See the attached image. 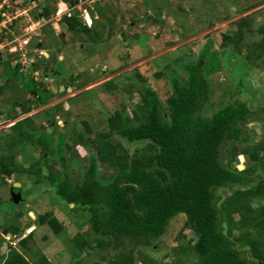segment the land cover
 I'll return each mask as SVG.
<instances>
[{"label":"trees","instance_id":"obj_1","mask_svg":"<svg viewBox=\"0 0 264 264\" xmlns=\"http://www.w3.org/2000/svg\"><path fill=\"white\" fill-rule=\"evenodd\" d=\"M97 12L104 16L102 8L98 7ZM91 14L97 22L94 12ZM64 20L70 32L90 33L86 26L80 27L81 22L75 16ZM253 26L247 16L241 18L235 22L233 34H225L223 39L225 47H234L237 56L260 66L264 64V26L257 31L262 38L244 43L246 36L255 32ZM8 28L14 29L12 22ZM6 32L4 30L2 35ZM205 48L198 59L181 61L186 77L184 80L172 78V92L164 102L149 88L139 91L141 101L133 106L132 113L127 107L116 110L108 118L105 131L96 133L93 140L86 136L93 135L90 123L81 121L84 132L76 133L80 150L74 158L88 160V167L78 181L68 177V150L72 148L70 136L74 132H62L56 125L60 104L45 111L53 127L42 128L31 118L17 122L12 127L16 134L9 139L8 136V142L0 148L8 146L10 149L0 151V185L7 179L26 174L29 181L44 182L48 188H54L67 204V210L88 213L93 238L82 240L77 234L70 240L80 249L98 250L102 254L101 260L92 264H152L151 260H139L137 249L150 248L163 239L171 221L178 216L186 219L184 231L194 235L187 242L189 248L184 258L174 256L173 250L171 257L177 258L179 263L195 260V264H264V144L251 145L256 130L246 127L255 121L264 123V110L259 113L247 102H236L213 110L208 117L203 116L204 106L212 96L210 78L223 70L222 53L214 49L212 39ZM0 67L7 76L6 83L12 70L21 69L19 65L14 66L13 59L6 58L4 52L0 53ZM34 67L35 71L39 70L38 65ZM136 75L143 79L139 73ZM143 82L146 84L147 80ZM35 84L36 89H31L30 93L38 103L42 102L41 106L56 97L45 83ZM239 86L244 88L243 84ZM106 87L109 95L115 90L110 83ZM4 89L0 86V95ZM40 90L48 93L47 97L45 94L42 97ZM129 92L128 96L133 99L135 93ZM14 105L21 114L33 109L28 101ZM121 141L130 145L146 144L131 155ZM224 143L231 144V148L247 146L244 170L232 166L234 162L239 163L238 156L223 161L222 153L230 154V147L223 149ZM19 144H31L42 153L29 169L16 161ZM88 145L91 148L86 151L84 147ZM99 163H108L114 169L106 183L101 181ZM221 190L231 195L225 198L219 194ZM255 200L262 201L263 205L255 208ZM0 202L5 201L0 199ZM14 205L19 220L24 214V204ZM38 219L56 235L64 231V223L58 221L54 212L41 214ZM13 224H6L0 230L18 237L21 224ZM184 231H180L179 237ZM19 238L21 249L8 243L3 254L0 253V264H31L23 253L30 252L29 242L34 235L31 232ZM110 250L115 252L111 256L108 255ZM51 262L41 256L37 264Z\"/></svg>","mask_w":264,"mask_h":264},{"label":"rangeland","instance_id":"obj_2","mask_svg":"<svg viewBox=\"0 0 264 264\" xmlns=\"http://www.w3.org/2000/svg\"><path fill=\"white\" fill-rule=\"evenodd\" d=\"M2 1L5 0H0V8ZM7 1L10 2L8 6L10 9L6 17L12 20L14 29L9 28L10 33L6 32V37L12 33L23 36L24 39L30 38V41L23 48H18L19 43H15L17 51L12 54L8 52V49L0 51L4 52L6 58L13 59V63L18 62L23 67L18 71L12 70L7 83V76L0 67V86L5 87L0 95V110L5 116L2 118L3 122L15 120L10 118L13 110L18 114L22 113L19 108H15L14 104L18 102L26 104V99L31 97L30 90L36 89L34 80L27 74L31 72L30 65L35 62L39 64L40 57H44L43 54H45V58L47 59L49 56L48 58L52 60H47L63 73L66 72L64 67L66 64L73 65V72L76 73V76H80L79 83L81 84L78 85V88L84 84L94 85L92 89L82 93L76 99L61 103L60 111L58 110L60 112L58 115H61L58 119L59 124L65 126L67 125L65 120H68V124L77 128L78 132H84L81 121H88L93 129V135L86 136L93 140L96 133L105 131L104 127L107 125L108 118L116 110L121 111L129 108V112L132 113L133 106L141 101L139 91L144 92L146 88H149L155 91L164 102L172 92V78L177 77L184 80L186 77L181 68V61L188 62L198 59L201 52L206 51L207 47L203 48L209 39H212L214 49L222 53L223 70L210 78L212 96L204 106L203 116L208 117L213 110L226 104L234 105L236 102H247L259 113L264 110V64L251 65L244 60V57L236 55L234 47H225L223 39V35L233 34L236 30L235 22L246 16L253 23L255 32L248 34L244 43H252L262 38L263 35L257 31L264 26V0H88L84 7H91L96 12L100 7L104 16L102 13L100 15L98 12L96 13L98 20L94 23L92 34H85V32L75 34L68 30L62 40L56 38L52 26L58 23V31L60 33L66 31L63 24L57 22L58 18L54 13L56 10L54 8L55 1H58V4L62 0L45 2L50 5L54 14H52L51 22L48 25L39 21V27H34L39 8L33 6L28 8L23 5V0ZM28 1L30 2V0ZM60 5L59 8L62 9ZM63 10L70 12L67 7H64ZM17 12L21 14L26 12L28 16L18 17ZM31 27H34L33 31ZM35 28L37 29L35 30ZM26 32L29 33L25 34ZM93 32L98 35H94ZM66 43L69 45L66 46ZM38 44L42 45L40 50ZM50 51L61 53L59 55L52 54ZM57 55L70 57V59L63 63L56 58ZM84 59L88 60L84 61ZM90 69H93L91 79L86 77ZM103 69L107 71L105 76L100 75ZM137 73L143 76L142 80L136 75ZM157 74H161L160 77ZM35 78L38 82H42L43 78L39 75H35ZM146 80L145 84L143 81ZM107 83L115 86L111 95L106 89ZM240 84H243L244 88H241ZM127 90L135 93L133 99H130L128 96L130 92ZM39 94L44 97L45 93L40 90ZM63 95L65 94L58 93L55 96ZM42 100L44 101V99ZM51 103L54 105L55 102ZM41 104L42 102L38 103V105ZM38 105L33 107L28 117L40 127L47 128L46 120L49 117H47L45 109L49 106ZM61 112L69 116L63 118ZM7 115L9 116L7 117ZM255 126H258L257 129ZM246 127L251 131L256 130L251 145L264 144V123L255 121ZM3 129L0 131V148L8 142L10 136L16 134L12 128ZM63 131L68 132L69 130L64 129ZM70 140L72 148L68 150L67 172L71 180L78 181L88 167V160L74 158V155H77V150H80L76 143V133L71 134ZM122 143L131 155L136 149L144 148L146 144L130 145L124 141ZM230 145L227 143L222 145L224 150L230 147L229 155L227 152L222 153L224 162L233 156L243 155L245 159L246 145H238L235 148H231L232 145ZM32 146L31 144H19L17 147L20 150L16 155V161L24 169H29L30 165L37 162L42 154ZM90 148L89 145L84 147L86 151ZM8 150L10 149L6 146L0 151ZM232 164L236 168L241 166L244 169L247 165L246 159L242 163L234 162ZM56 169H59V165ZM99 171L103 183L108 182L114 173V169L108 163H99ZM13 179L15 182L20 181L22 185L20 201L24 204L22 209L24 214L18 220L19 216L16 215L14 202H0V228L6 224L13 226V223H18L21 224V235L19 236L24 238L29 233H33V241L29 242L30 252L23 253L29 258L31 264H37L41 256L47 257L52 261V264H74V262H76L75 264H92L101 260L102 254L98 250L80 249L75 241L70 240L77 234H80L79 239L82 240L85 239L84 237L93 238L88 213L67 210V204L57 196L55 189L48 188L44 182L29 181L26 174H20ZM219 194L225 198L231 195L223 190L219 191ZM261 205L263 202L260 200H255L253 203L255 208ZM73 207L71 206V208ZM5 208L6 210H4ZM47 212H54L58 221L64 223L65 228L61 235L54 234L47 225L39 223V215ZM185 220L184 216H178L171 221L169 230L163 239L150 248L137 249L136 255L139 260H151L152 264H195V260L179 263L177 258L171 257L175 251L174 256L184 258V254L189 248L187 242L194 236L192 232L184 231ZM181 230L184 232L182 237H179ZM19 236L16 238L8 236L0 230V253L3 254L8 243L21 249ZM114 253L113 250H110L108 255L111 256ZM79 259L81 260L77 263ZM138 264L142 263L138 262Z\"/></svg>","mask_w":264,"mask_h":264},{"label":"flooded vegetation","instance_id":"obj_3","mask_svg":"<svg viewBox=\"0 0 264 264\" xmlns=\"http://www.w3.org/2000/svg\"><path fill=\"white\" fill-rule=\"evenodd\" d=\"M38 1V3L36 4V2ZM46 1H49V0H30V2L28 1V0H26V1H24L25 2V6H27L28 8H29V6H33L34 8H39V10H38V13L37 14H40V12H42V9L43 8H48L49 9V11H50V15H49V20L48 21H46V20H44L43 18H41L40 19V21H43V24L44 25H48L51 21V17H52V14H54V13H56V15H57V13L59 14V16H58V21L57 22H61L62 24H63V26H64V30H66L65 32H59L58 30H59V28H58V23L54 26V24L52 25L53 26V29H54V31H55V34H56V38H58V39H63V38H65V33H67L68 32V27H67V22L64 20L65 19V17L67 16L68 18H72L73 16H75L76 18H78L79 20H80V22H81V25H80V27H84V26H86L87 27V31H90V33L89 34H92V31H93V26H94V23H95V21H94V18L92 17V14H91V12H94V14H95V19H98V16H97V12L95 11V10H92L93 8H91V7H84V4H86L87 3V1L88 0H68V1H65V0H62L60 3H58L57 4V2L58 1H55V3H54V8H56V10H55V12L53 13L52 12V10H51V7H50V5H47V3H45ZM60 4H64L65 5V7H67V9L70 11V12H68L67 10H63V9H60L59 8V5ZM97 4V3H96ZM69 7V8H68ZM98 7V5L96 6V8ZM59 8V9H58ZM28 11V10H27ZM27 14V13H26ZM62 30V29H61ZM70 32V31H69ZM60 33V34H59ZM81 33H83V32H75V34H81ZM94 33V32H93ZM87 34V33H86ZM67 45L66 46H68L69 45V43H66ZM41 44H38V49L40 50V48H41ZM71 47V46H70ZM68 48V47H67ZM84 48V47H83ZM54 51H56V50H54ZM52 52V51H50L52 54L53 53H57V52ZM61 52H58L57 54L59 55ZM56 56V58L60 61V62H63L64 63V61L66 60H68L69 61V59H70V57H66V56H68V54L66 53V56H63V55H61V56ZM43 56L44 57H40V63L38 64V63H33L31 66H30V68L29 69H32V71H33V73H29V74H27V76H30L34 81H35V83L37 82L38 84H40V83H45L46 84V88L47 89H49V90H52V88L53 87H55L57 90H58V93H62V94H65V95H63V96H60L59 98H58V100H60L61 98L63 99V100H61V101H56L55 103H54V105L53 106H50L49 104L51 103V102H53V100L49 103V104H47V105H45V106H42V107H48L47 109H49V108H54L56 105H59V104H61V103H63V102H66L68 99L69 100H73V99H76L79 95H81V93H85V92H87L88 90H90V89H92V86H94V85H85L84 84V86H82L81 88H78V85H80L81 83H79V78H80V76H76V73H74L73 71V65H69V64H66L64 67L66 68V74L65 73H63V72H61V71H59V70H57L53 65H52V62H50V61H48V60H52V59H50V58H48L47 57V59L45 58V54H43ZM86 60H88V59H84V61H86ZM35 65H38V67H39V70L38 71H35L34 70V66ZM106 70H102L101 71V73H100V75L101 76H105V74H106ZM92 73H93V69H90V71H89V73L87 74V76L86 77H90V79H91V77H92ZM39 75L40 77H42L43 79H42V82H38L36 79L37 78H35V75ZM48 79V80H47ZM64 79V84H63V86H64V88H65V90L63 91V92H61V86H62V84H61V81ZM60 81V83H57V82H59ZM78 83V84H77ZM68 88H72V91L70 92V91H68L69 89ZM89 88V89H88ZM57 93V94H58ZM30 98L28 97L27 99H26V101H28L29 102V104L31 105V106H35V105H37L38 104V99L37 98H34V95H33V93H30ZM34 98V99H33ZM81 100H78V102H80ZM41 106V105H40ZM16 109H18V108H16ZM47 109H45V110H47ZM44 110V111H45ZM54 110V109H53ZM55 111V110H54ZM18 114V112H16V111H14L13 113H11V115H10V117H12V115H14V116H16ZM6 115V114H5ZM9 115H7V117H8ZM5 117V116H4ZM59 117H61V115H58L57 117H56V119H55V121L56 120H58L59 119ZM26 118H28V116L26 117ZM26 118H24V119H26ZM64 118V117H63ZM65 122L67 123V121L65 120ZM46 125L47 126H51L52 124H51V119H47L46 120ZM66 126V125H65ZM2 184H5L9 189H11V188H13L15 185H16V183H12V184H9L7 181L6 182H3ZM0 186H2V185H0ZM19 188H16V190H18ZM8 202H11V201H8Z\"/></svg>","mask_w":264,"mask_h":264},{"label":"clouds","instance_id":"obj_4","mask_svg":"<svg viewBox=\"0 0 264 264\" xmlns=\"http://www.w3.org/2000/svg\"><path fill=\"white\" fill-rule=\"evenodd\" d=\"M16 1V0H15ZM24 1H26V0H23V5H24ZM60 7L63 9L64 7H65V5H63V4H61L60 5ZM27 10V9H26ZM24 16V15H23ZM28 15H26V12H25V17H27ZM57 18H58V16H59V14L57 13ZM39 17V14H37V16H36V24H39V25H37L38 27L40 26V19L41 18H38ZM67 17V16H66ZM38 18V19H37ZM46 21H48V20H46ZM51 21V20H50ZM34 26V25H33ZM36 26V27H37ZM37 29V28H36ZM35 29V30H36ZM33 31V30H32ZM27 33H29V32H26L25 34H27ZM25 34H23V35H25ZM6 39H11V40H13V39H18L17 41H15V43H19V45H18V48H23V47H26L28 44H29V41H30V38H25L24 39V37L23 36H19L18 34H16V35H13L12 33L10 34V36L9 37H6V35H4L3 36V41H6ZM25 40H27V43H24V41ZM15 43L14 44H12V45H10V46H5L4 47V49H2L3 51L5 50V49H8V52L10 53V54H12V53H15L16 51H17V47L15 46ZM14 48V49H13ZM11 49H13V51H10ZM1 53V52H0ZM16 62V61H15ZM15 65H20V68L22 69L23 67L21 66V64L20 63H14V66ZM31 66V65H30ZM31 72L30 73H33V71H32V69L30 70ZM55 88V87H54ZM55 94V93H54ZM0 112H1V110H0ZM14 112V111H13ZM2 113V112H1ZM30 113H26V114H17L16 116H13L12 115V117H10L11 119H15L14 121H11V120H9V121H5L4 122V124H8V123H10V122H12V123H14V125L17 123V122H20V121H23V120H25L24 118H26L28 115H29ZM4 117V114H1V117H0V120H2V118ZM29 118V117H28ZM27 119V118H26ZM3 122V121H2ZM56 122H57V124L56 125H58L59 127H61L60 126V124H59V122H58V120H56ZM14 125H12L11 127H9L10 129L14 126ZM51 127H53L52 125H51ZM9 128H6V129H9ZM3 130H5V129H3ZM1 131V130H0ZM243 156V155H242ZM9 184H12L13 182L14 183H16V184H20L21 185V183L20 182H15V180L13 179V178H11V179H7L6 180ZM2 185V184H1ZM22 186V185H21ZM19 190H21L22 191V187H20L19 188ZM5 202H7V201H5ZM73 206V205H72ZM4 233L5 234H7L8 236H9V234L13 237V235L11 234V233H8V231H4ZM25 237V236H24ZM16 238V237H15Z\"/></svg>","mask_w":264,"mask_h":264},{"label":"water","instance_id":"obj_5","mask_svg":"<svg viewBox=\"0 0 264 264\" xmlns=\"http://www.w3.org/2000/svg\"><path fill=\"white\" fill-rule=\"evenodd\" d=\"M38 3V1L36 2V4ZM49 15H50V11L48 8H43L42 12H40L39 17L38 18H43L44 20H49ZM37 18V19H38ZM48 80V79H47ZM61 92H63L65 90L63 84H64V79L61 81ZM53 93L57 94L58 90L56 88H52ZM71 92V91H70ZM14 116V115H13ZM257 129L258 126H255ZM259 132V131H257ZM244 156H239V162H244ZM234 167V165H232ZM236 170H243L244 168L239 166L238 168L234 167ZM21 185L20 184H16L13 188L9 189L5 184H2V186H0V199L3 201H11L14 203H19L20 201V196H21V192L20 190H16V188H20ZM9 236H11L9 234Z\"/></svg>","mask_w":264,"mask_h":264},{"label":"built area","instance_id":"obj_6","mask_svg":"<svg viewBox=\"0 0 264 264\" xmlns=\"http://www.w3.org/2000/svg\"><path fill=\"white\" fill-rule=\"evenodd\" d=\"M12 1V0H10ZM1 8H0V51L2 49H4L5 46H10L12 44L15 43V41H17L18 39H6V41H3V35H2V32L4 30H7V33H10V30L8 28V24L12 22V20L9 18V17H6L7 16V13L9 11V5H10V2L5 0V1H2L1 3ZM18 15V17H22V15L25 16V12L23 14L21 13H16ZM16 19V18H15ZM36 26L39 25V24H35ZM34 26V27H36ZM34 27H31L32 30H34ZM38 27V26H37ZM36 29V28H35ZM6 35V33H5ZM24 43H27V40L24 41ZM10 51H13V49H11ZM12 125H14V123L10 122L8 124H4V122H2V120H0V130H2L3 128H9L11 127Z\"/></svg>","mask_w":264,"mask_h":264},{"label":"crops","instance_id":"obj_7","mask_svg":"<svg viewBox=\"0 0 264 264\" xmlns=\"http://www.w3.org/2000/svg\"><path fill=\"white\" fill-rule=\"evenodd\" d=\"M69 90L68 91H72V88H68ZM82 94V93H81ZM58 98L59 97H55V98H53L52 100L54 101V102H56L57 100H58ZM61 100H63L62 98L60 99V100H58V101H61ZM80 100V99H79ZM67 101H70L69 99L67 100ZM81 102V101H80ZM79 102V103H80ZM49 105H52V103H50ZM72 109H73V107H71ZM68 111V110H67ZM65 115V116H64ZM69 115L68 114H64L63 113V117H68ZM67 121V125L66 126H62V125H60L61 127H60V130L62 131V132H64L63 130L64 129H66V130H69L68 132H70V133H77L78 132V129L77 128H74V126H70L68 123V120H66ZM72 205H70V207H71ZM31 214V213H30Z\"/></svg>","mask_w":264,"mask_h":264}]
</instances>
